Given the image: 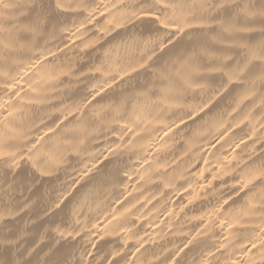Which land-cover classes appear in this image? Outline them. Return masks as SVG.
I'll return each mask as SVG.
<instances>
[{
    "label": "bare ground",
    "instance_id": "bare-ground-1",
    "mask_svg": "<svg viewBox=\"0 0 264 264\" xmlns=\"http://www.w3.org/2000/svg\"><path fill=\"white\" fill-rule=\"evenodd\" d=\"M0 264H264V0H0Z\"/></svg>",
    "mask_w": 264,
    "mask_h": 264
}]
</instances>
